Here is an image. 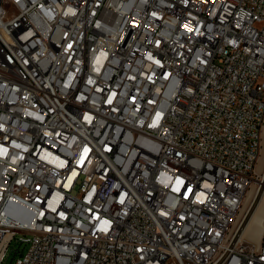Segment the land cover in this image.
Here are the masks:
<instances>
[{"label": "built area", "instance_id": "obj_1", "mask_svg": "<svg viewBox=\"0 0 264 264\" xmlns=\"http://www.w3.org/2000/svg\"><path fill=\"white\" fill-rule=\"evenodd\" d=\"M263 127L264 0H0V264H264Z\"/></svg>", "mask_w": 264, "mask_h": 264}, {"label": "bare ground", "instance_id": "obj_2", "mask_svg": "<svg viewBox=\"0 0 264 264\" xmlns=\"http://www.w3.org/2000/svg\"><path fill=\"white\" fill-rule=\"evenodd\" d=\"M262 172L264 173V169ZM261 182L258 189L249 193V196H251V207L237 228V232L244 237H249V235H251L249 232L253 231L251 239L256 243L259 242L263 234L262 230L264 231V214L262 212L264 202V178Z\"/></svg>", "mask_w": 264, "mask_h": 264}, {"label": "rangeland", "instance_id": "obj_3", "mask_svg": "<svg viewBox=\"0 0 264 264\" xmlns=\"http://www.w3.org/2000/svg\"><path fill=\"white\" fill-rule=\"evenodd\" d=\"M263 144H262V150H261V154H260V158L257 164V171L260 174V179L261 177L264 175V173L262 172V170L264 169V128H263ZM258 184L255 185L254 187V191L258 188ZM251 196H248L244 202V206L242 207V210L235 222V229L238 228L239 224L241 223V221H243V218L245 217V215L248 213L249 208L251 207ZM262 212L264 214V202H263V206H262ZM263 232V230H262ZM249 237L247 236V239H249L252 242H255L253 239H251V236H253V231L249 232ZM262 234V233H261ZM255 239V238H254ZM256 243V242H255ZM19 247V244L14 242L9 250V258H8V262H10L12 260V258H15L17 256H19V253H15V249H17ZM27 245H23L21 247V250H23V252H25L27 250Z\"/></svg>", "mask_w": 264, "mask_h": 264}]
</instances>
